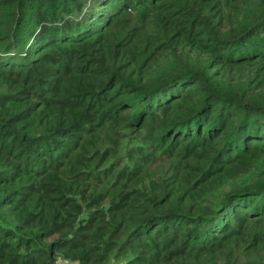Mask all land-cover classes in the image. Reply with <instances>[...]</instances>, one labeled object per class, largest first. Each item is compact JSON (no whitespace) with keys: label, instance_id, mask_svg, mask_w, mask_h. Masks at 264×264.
Returning a JSON list of instances; mask_svg holds the SVG:
<instances>
[{"label":"trees","instance_id":"16d2710c","mask_svg":"<svg viewBox=\"0 0 264 264\" xmlns=\"http://www.w3.org/2000/svg\"><path fill=\"white\" fill-rule=\"evenodd\" d=\"M0 264H264V0H0Z\"/></svg>","mask_w":264,"mask_h":264}]
</instances>
